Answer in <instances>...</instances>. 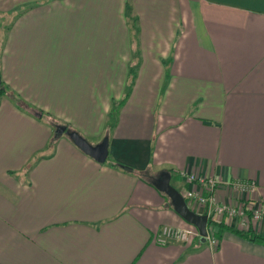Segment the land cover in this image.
Here are the masks:
<instances>
[{
	"label": "crops",
	"instance_id": "obj_1",
	"mask_svg": "<svg viewBox=\"0 0 264 264\" xmlns=\"http://www.w3.org/2000/svg\"><path fill=\"white\" fill-rule=\"evenodd\" d=\"M0 27V81L39 111L0 98V264H264L226 230L214 248L154 240L190 225L162 173L181 196L201 189L185 172L264 205V0H0ZM57 125L106 137L104 162Z\"/></svg>",
	"mask_w": 264,
	"mask_h": 264
},
{
	"label": "built area",
	"instance_id": "obj_2",
	"mask_svg": "<svg viewBox=\"0 0 264 264\" xmlns=\"http://www.w3.org/2000/svg\"><path fill=\"white\" fill-rule=\"evenodd\" d=\"M179 174L185 176L186 182L191 186L198 185L201 188H190L183 192L182 197L191 207L197 206L201 209V214L206 216L207 223L209 220L215 222L233 220L236 228H253L256 223L264 218V205L262 204L253 206L247 202L217 200L215 190L221 186L213 178L197 177L185 172ZM227 185L233 190L245 193H253L256 189L253 180L235 181ZM207 223L205 233L202 236L192 225L186 227L162 225L155 234L154 240L157 244L165 245L171 240L186 243L194 237H200L210 248H214L218 241Z\"/></svg>",
	"mask_w": 264,
	"mask_h": 264
},
{
	"label": "water",
	"instance_id": "obj_3",
	"mask_svg": "<svg viewBox=\"0 0 264 264\" xmlns=\"http://www.w3.org/2000/svg\"><path fill=\"white\" fill-rule=\"evenodd\" d=\"M55 135L58 133H64L72 141V143L78 147L83 153L90 156L97 162H104L107 151V138L103 137L100 142L95 145L89 144L84 138H82L75 131L65 130L63 126H58L55 131ZM154 186L162 191L170 200L174 211L188 224L196 228L198 233L202 236L205 233V226L207 223L206 216L198 214L190 210L183 197L172 186L168 184V174L162 173L154 184Z\"/></svg>",
	"mask_w": 264,
	"mask_h": 264
},
{
	"label": "trees",
	"instance_id": "obj_4",
	"mask_svg": "<svg viewBox=\"0 0 264 264\" xmlns=\"http://www.w3.org/2000/svg\"><path fill=\"white\" fill-rule=\"evenodd\" d=\"M126 17H128V16H126ZM128 23L130 26V30L131 29L133 30V28H134L133 21L132 20L130 21V19H128ZM5 93H6V89H5L4 85L2 84V82L0 81V98ZM10 96H11V99L13 100V102L17 106H19L23 110L25 109L24 111H26L30 114L39 113L38 110H35V109L29 107L28 105H26L15 94H11ZM122 101H123V99H122ZM122 101L120 100V103ZM65 129L71 130V129L67 128V126H65ZM110 163L115 167L121 168V169L126 170V171H131V169L129 167H126V166L119 164L117 162L110 161ZM207 225H208V227L210 226L212 228L213 235H215L217 237L220 236V233L222 231L226 230V231H229V232H231V233H233V234L237 235L238 237L243 238L245 240H248L251 242L264 243V236L258 234L255 230H253L252 228H249V227H247L246 230H238L237 228L227 226L226 224H224V222H215V221H210V220L208 221Z\"/></svg>",
	"mask_w": 264,
	"mask_h": 264
},
{
	"label": "rangeland",
	"instance_id": "obj_5",
	"mask_svg": "<svg viewBox=\"0 0 264 264\" xmlns=\"http://www.w3.org/2000/svg\"><path fill=\"white\" fill-rule=\"evenodd\" d=\"M15 14L17 13V12H14ZM1 25H3V24H1ZM1 28V27H0ZM1 30V29H0ZM0 37H1V31H0ZM4 85V84H3ZM129 85V84H128ZM4 87H5V89H6V93L8 94V95H11V94H13L12 92H10L11 90H10V88H8V86H5L4 85ZM10 97V96H9ZM121 101H122V99H121ZM118 101H115L114 103V108H115V106H116V103H117ZM114 108H113V110H114ZM35 114H38V113H35ZM111 119H113V116H112V114H111ZM49 119L51 120H53V118L51 117H49ZM53 123H56V121L55 122H53ZM57 127H58V125H57ZM69 131H71V130H69ZM67 136V135H66ZM109 159V158H108ZM236 227V226H235ZM238 230H246L247 228H237Z\"/></svg>",
	"mask_w": 264,
	"mask_h": 264
}]
</instances>
